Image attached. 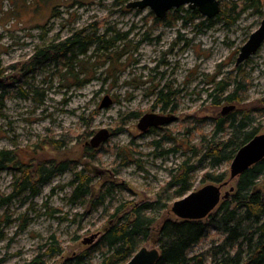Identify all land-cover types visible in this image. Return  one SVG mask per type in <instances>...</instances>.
Returning a JSON list of instances; mask_svg holds the SVG:
<instances>
[{"label":"rangeland","instance_id":"1","mask_svg":"<svg viewBox=\"0 0 264 264\" xmlns=\"http://www.w3.org/2000/svg\"><path fill=\"white\" fill-rule=\"evenodd\" d=\"M131 1L0 0V151L13 150L17 162L0 169V264H29L40 254L45 264H70L96 246L134 204L156 200L186 161L197 163L189 177L191 191L209 183L203 181L207 172L230 174L231 161L214 167L201 161L226 105L235 104L234 112L255 108V125L264 133V43L236 64L240 48L264 18V7H249L230 24L219 17L207 22L185 4L159 22L150 7H127ZM239 1L248 0H220L221 8L228 11ZM94 26L106 39H118L112 48L92 47L90 58L81 56L95 73L83 87H76L64 75L65 68L53 62L25 71L38 47ZM236 78L247 83L244 101L214 105L210 92L219 82L234 84ZM161 90L172 92L170 105L159 101ZM107 94L114 103L101 109ZM146 113L178 118L143 131L138 123ZM101 128L110 129L111 137L98 148L86 145ZM230 132L228 128L219 137ZM64 134H69L68 145L55 147ZM39 160L66 161L70 167L55 174L37 195L22 193L4 202L22 164ZM80 170L92 177V193L76 200L72 196ZM232 185L236 180L223 193ZM179 187L165 191L174 198L163 218H178L171 206L181 197ZM127 202L133 205L126 207ZM93 234L94 242L85 244ZM215 236L211 231L190 254L209 247ZM142 245L156 246L152 240ZM52 246L59 251L46 253ZM100 260L98 251L82 264Z\"/></svg>","mask_w":264,"mask_h":264},{"label":"trees","instance_id":"2","mask_svg":"<svg viewBox=\"0 0 264 264\" xmlns=\"http://www.w3.org/2000/svg\"><path fill=\"white\" fill-rule=\"evenodd\" d=\"M247 2L249 3L246 4ZM249 7L257 9L264 7V0L231 3L228 11L221 8L216 17L232 24ZM178 11H175L178 17L183 18ZM195 12L198 10L195 9ZM160 19L157 18V21L162 22ZM206 21L210 22L211 18H207ZM117 39L118 36L106 39L104 34H98L97 26L89 32L81 29L62 40L51 41L38 47L24 68L26 72H36L53 62L65 68L64 75L67 79L71 77L72 83L75 82L76 87L81 88L95 75L81 56L90 58L88 55L92 47H95L94 51L100 50L101 47L112 48ZM78 65L79 69L76 71ZM231 85L233 88L230 89ZM247 88L246 82L236 78L234 84L219 82L209 95L216 106L223 100L240 103L244 101L243 93ZM171 94V91L161 90L158 99L168 106L172 100ZM255 111V108L238 109L219 115L212 137L206 142V152L201 161L209 160L213 167L222 161H232L237 151L260 133V126L255 125L258 120ZM228 128L231 129L229 136L219 137ZM68 135L64 134L60 140H55L54 146L66 147L69 142ZM12 154L13 150L0 151V169L17 163ZM22 165L21 174L14 182L13 191L3 198L6 203L22 193L37 195L55 174L70 167L66 161L56 163L47 160ZM125 165L124 161L121 166ZM196 165L197 163L189 165L188 161L184 162L178 173L158 193L156 200L141 205L134 204L131 212L111 223L96 246L76 256L75 260L69 263L82 264L85 256L99 251L101 260L97 264H124L144 246L142 245L144 241L152 240L161 251L156 264H264V159L236 179L235 190L228 198L222 199L219 206L205 219L163 218L162 214L169 208L174 198L171 193L165 196V191L173 185L180 186L177 193L181 197L191 191L189 177ZM75 179L73 199L78 200L92 193V177L84 170L76 172ZM227 180L229 174L225 171L207 172L203 176L205 182L221 184ZM102 199L100 198V201ZM129 205H133V202H127L125 206ZM211 231H215L219 236L212 238L209 247L190 254ZM58 251L59 248L52 246L46 253ZM42 257L43 254L38 255L29 264H45Z\"/></svg>","mask_w":264,"mask_h":264},{"label":"water","instance_id":"3","mask_svg":"<svg viewBox=\"0 0 264 264\" xmlns=\"http://www.w3.org/2000/svg\"><path fill=\"white\" fill-rule=\"evenodd\" d=\"M188 4L193 9L206 16L215 18L221 10L220 0H135L127 4L129 8L145 9L150 7L158 18L163 19L169 10L181 5ZM264 43V18L260 26L252 32L249 39L240 48L236 64L248 60L254 55ZM114 103L111 95L104 96L100 108L103 109ZM236 108L235 104L226 105L222 109V114H228ZM176 115H161L156 113H146L138 123V127L146 131L152 126L169 124L177 120ZM112 133L108 128H101L95 132L87 145L92 148H98L104 144ZM264 159V133L255 135L249 142L244 144L235 154L231 161L229 180L218 184L209 182L196 190L189 191L184 196L178 198L172 203L171 212L181 219L201 220L208 217L220 204L222 199H226L235 190V186H230L229 190L223 193V188L236 180L246 170L261 162ZM97 234L86 237L83 242L90 244L94 242ZM160 248L154 246L148 248L140 247L132 257L124 264H156L160 258Z\"/></svg>","mask_w":264,"mask_h":264},{"label":"flooded vegetation","instance_id":"4","mask_svg":"<svg viewBox=\"0 0 264 264\" xmlns=\"http://www.w3.org/2000/svg\"><path fill=\"white\" fill-rule=\"evenodd\" d=\"M87 145V144H86Z\"/></svg>","mask_w":264,"mask_h":264}]
</instances>
